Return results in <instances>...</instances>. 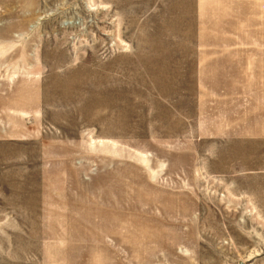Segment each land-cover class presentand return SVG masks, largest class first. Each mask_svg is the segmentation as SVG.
I'll return each instance as SVG.
<instances>
[{
	"label": "rangeland",
	"instance_id": "obj_1",
	"mask_svg": "<svg viewBox=\"0 0 264 264\" xmlns=\"http://www.w3.org/2000/svg\"><path fill=\"white\" fill-rule=\"evenodd\" d=\"M0 264H264V0H0Z\"/></svg>",
	"mask_w": 264,
	"mask_h": 264
},
{
	"label": "crops",
	"instance_id": "obj_2",
	"mask_svg": "<svg viewBox=\"0 0 264 264\" xmlns=\"http://www.w3.org/2000/svg\"><path fill=\"white\" fill-rule=\"evenodd\" d=\"M203 80H206V78H204ZM184 96H185V97H184V98H182V99H184L182 104H183V105H185V103H184V102H185V100H186V105H187V103H188V101H189V99H190V97H191V96H190V97H188V96L186 97V95H185V94H184Z\"/></svg>",
	"mask_w": 264,
	"mask_h": 264
}]
</instances>
